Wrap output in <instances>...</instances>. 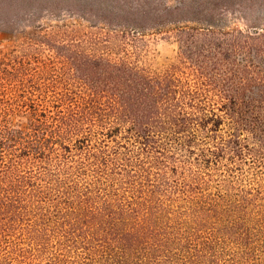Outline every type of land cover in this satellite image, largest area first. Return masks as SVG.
<instances>
[{
  "label": "trees",
  "instance_id": "obj_1",
  "mask_svg": "<svg viewBox=\"0 0 264 264\" xmlns=\"http://www.w3.org/2000/svg\"><path fill=\"white\" fill-rule=\"evenodd\" d=\"M49 1L0 0V31L29 35L31 40L55 50L59 62L67 65L70 58L57 46L35 39L36 32L25 30L34 18L51 8ZM174 1L169 5V0H82L77 8L83 18L94 20V27L118 34L189 32L190 38L182 40L180 65L165 71L152 72L130 60L127 53L111 56L78 45L68 72L74 89L54 92L56 99L51 102L49 92L53 90L40 71L49 65L55 74L58 60L51 59L46 65L36 56L0 60V264H56L48 254L56 253L59 246L76 251L90 249L105 258L101 264L113 263L111 260L118 264H264V192L260 190L245 192L242 203L232 205L233 216L223 228L209 222L212 215L208 211L215 210L212 205L205 212L196 211L203 216L195 226L164 216L165 199L151 198L138 189V181L133 178L125 180L128 185L122 187L135 195L138 192L136 201L125 196L113 200L109 196L112 193L103 188L97 192L78 190L75 195L84 197L87 206L84 219L74 216L54 221L41 204L47 199L38 183L46 174L42 168L47 171L43 164L55 159L63 171H68L73 155L79 156L78 164L84 160L89 163L95 181L107 179L110 165L116 164L113 170L120 168L118 174L128 171L129 176L137 177L145 172L147 177L151 169L146 162L139 165L135 147L143 155H157L154 163L160 171L170 169V163L175 172L181 168L183 193L199 189L196 182L185 180L189 169L170 147L192 153L194 145L219 137L224 119L209 108L206 90H216L220 96L230 91L223 83L227 76L220 69L227 64L225 55L230 47L224 38L205 44L191 38L227 35L222 30L225 26L219 24L217 10L218 4L231 0ZM191 75L197 81H192ZM13 86L20 89L17 96L28 99L33 109L41 105L39 101L48 104L27 129L10 119L12 103L2 92ZM233 122L234 130L249 132L254 144L264 149V117ZM94 136L101 147L92 144ZM112 141L115 146L109 144ZM216 142L214 149H207L213 155L225 143ZM232 142L241 155H245V148L250 157L262 161V156L252 153L239 139ZM137 160L139 167L134 163ZM72 175L75 182V172ZM119 180L112 179V186ZM88 193L99 194L91 198ZM43 255H47L45 259Z\"/></svg>",
  "mask_w": 264,
  "mask_h": 264
},
{
  "label": "rangeland",
  "instance_id": "obj_2",
  "mask_svg": "<svg viewBox=\"0 0 264 264\" xmlns=\"http://www.w3.org/2000/svg\"><path fill=\"white\" fill-rule=\"evenodd\" d=\"M81 1L50 0L51 8L44 10L34 18V22L31 24L27 23L30 25L25 28L28 32H36L37 35H34L33 38H41V40H47L53 46H57L64 56L70 58L67 65L59 62L61 59L55 50L49 49L38 41L31 40L28 38L29 35L21 36L12 32L0 31V60H13L19 57L30 59L32 56H36L42 65L44 62L46 65L51 59H53L52 61L58 60L55 74L53 68H48L49 65L40 71L49 85L48 88L53 90L49 92L51 102L56 99L53 97L54 92L65 93L74 89L72 78L68 72L69 66L72 68V56H74L78 45L84 49L94 48L111 56H124L127 53L130 60L152 72H162L180 65L182 40L190 38L189 32L180 35V33L172 31L146 36L118 34L108 28L94 27V20L88 16L86 19L83 18L77 11ZM174 3V0H169V5ZM218 5L217 18L221 19L219 24L225 26L222 30L228 34L221 36L220 33H217L207 37L195 35L191 39L196 43L205 44L209 40L219 41L224 38L225 45L230 47L225 55L227 64L220 68L223 75L227 76L223 83L227 88L229 87L230 91L226 95L220 96L216 94L218 93L216 90H211V88H207L209 91L206 90L210 97L207 102L209 108L222 117L224 123L218 132L217 139H208L205 144L194 145L192 153L181 150L177 146L170 147L172 148L171 153L180 157L189 169L186 171L185 180L189 183L196 182L199 184V189L187 194L183 193V170L178 168V172L173 171L171 169L173 165L170 163V169L164 168L163 171H160L159 168H155L154 163V158L156 160L157 155H143L137 147H135L136 154L141 160L139 165L146 162V165L151 169V174L147 177L144 176L145 172H140L137 177L129 176L131 173L128 171L118 174L117 172H121L120 168L113 170L117 166L116 164L110 165L109 177L105 176L107 179L102 178L95 181L89 171V163L84 160V163L78 164L79 156L73 157L72 155L68 161V164L72 165V169L68 171H63L58 166V160L55 159L49 165L43 164L47 167V171L42 168L43 173L46 172V174L42 176L44 181H38V183L43 186L47 199L41 204L44 206L45 213L52 220L63 222L64 219L69 220L74 216L85 218L87 206H85L84 197L79 198L75 195V193L78 194V190L89 189V192H97L96 190L103 188L112 193L109 196L113 200L125 196L136 201L139 193L136 192L135 195L132 193L133 191H125L122 187L128 185L125 180L132 178L134 181H138V189L145 190L151 198L155 196L165 199L167 208L164 216L169 215L173 219L184 221L185 224L192 226H195V222L203 216V213L198 215L196 211L199 209L200 212H205L204 210L212 205L215 210L208 211V214L212 215L209 222L213 226L223 228L227 226V221L233 216L232 205L241 204L243 195H246L245 192L255 193L257 190L264 192V153H259L264 149L254 144L249 132L236 131L233 128L234 120L264 117V36H262L264 34V0H231L228 4L220 3ZM52 6H57L56 8L61 10H54L55 8ZM233 49L238 54H232ZM189 78L192 81H197L195 75H191ZM67 87L69 89H66ZM19 92L20 89L13 86L6 88L2 94L12 103L14 111L10 116L11 121L16 126L27 129L35 117L40 115L44 109L43 105L48 104L39 101L41 105H37L33 109L30 107L28 99L23 100L17 96ZM97 138V136L93 137L92 144L94 147H101L102 144L97 142ZM237 139L252 149V153L262 156V161L250 157L249 151L245 148L242 150L245 155H241V150L232 142ZM216 140L218 142L223 140L225 143L224 147L217 149V155H213L207 149H214L217 145ZM126 143L130 145L129 142ZM109 144L115 146L116 143L112 141ZM139 160L134 162L137 166ZM73 172L77 179L75 182ZM159 172H161L160 179H157ZM85 173L86 175H84ZM188 174L189 177H187ZM112 179L121 180L112 186ZM88 194L89 197L95 198L99 193ZM169 211L173 213L170 214ZM37 212L39 211L37 210ZM183 212H186V215H181ZM59 247L60 250L56 253L48 254L50 257L53 256L56 264H90L91 262L101 264L105 261V258L101 259L90 249L80 248L76 251V248L72 247ZM43 256L45 259L47 255ZM111 262L113 263L106 264H118L113 260Z\"/></svg>",
  "mask_w": 264,
  "mask_h": 264
}]
</instances>
